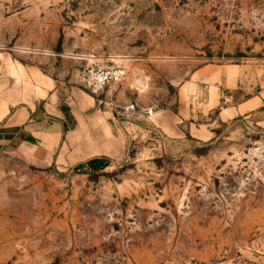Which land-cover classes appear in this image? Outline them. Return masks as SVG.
<instances>
[{"label":"rangeland","instance_id":"1","mask_svg":"<svg viewBox=\"0 0 264 264\" xmlns=\"http://www.w3.org/2000/svg\"><path fill=\"white\" fill-rule=\"evenodd\" d=\"M0 71L116 126L70 167L0 144V264H264V0H0Z\"/></svg>","mask_w":264,"mask_h":264},{"label":"crops","instance_id":"2","mask_svg":"<svg viewBox=\"0 0 264 264\" xmlns=\"http://www.w3.org/2000/svg\"><path fill=\"white\" fill-rule=\"evenodd\" d=\"M36 77L24 84L0 71V144L18 143L60 167L106 153L116 136L113 110L48 74Z\"/></svg>","mask_w":264,"mask_h":264},{"label":"built area","instance_id":"3","mask_svg":"<svg viewBox=\"0 0 264 264\" xmlns=\"http://www.w3.org/2000/svg\"><path fill=\"white\" fill-rule=\"evenodd\" d=\"M128 75V69L121 64H98L88 66L84 70L82 79L93 92H100L111 84L124 82Z\"/></svg>","mask_w":264,"mask_h":264},{"label":"trees","instance_id":"4","mask_svg":"<svg viewBox=\"0 0 264 264\" xmlns=\"http://www.w3.org/2000/svg\"><path fill=\"white\" fill-rule=\"evenodd\" d=\"M93 161H96V159H92V160L90 161V163L93 162Z\"/></svg>","mask_w":264,"mask_h":264}]
</instances>
